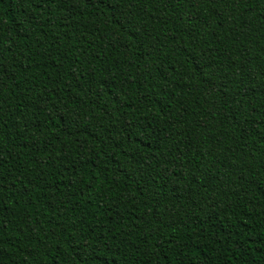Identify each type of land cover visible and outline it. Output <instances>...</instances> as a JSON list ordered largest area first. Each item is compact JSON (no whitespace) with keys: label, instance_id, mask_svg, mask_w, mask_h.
Listing matches in <instances>:
<instances>
[{"label":"trees","instance_id":"16d2710c","mask_svg":"<svg viewBox=\"0 0 264 264\" xmlns=\"http://www.w3.org/2000/svg\"><path fill=\"white\" fill-rule=\"evenodd\" d=\"M0 264H264V0H0Z\"/></svg>","mask_w":264,"mask_h":264},{"label":"snow or ice","instance_id":"6c2138e0","mask_svg":"<svg viewBox=\"0 0 264 264\" xmlns=\"http://www.w3.org/2000/svg\"><path fill=\"white\" fill-rule=\"evenodd\" d=\"M52 2H55V0H52ZM62 3H68L69 7H71L73 4L76 3V0H61ZM88 3H103L105 5L109 4L112 2V0H87Z\"/></svg>","mask_w":264,"mask_h":264}]
</instances>
